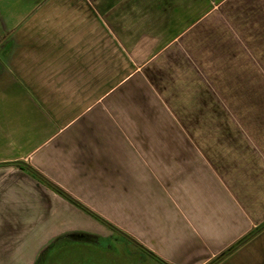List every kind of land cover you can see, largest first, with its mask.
<instances>
[{
    "label": "crops",
    "instance_id": "0c3cea01",
    "mask_svg": "<svg viewBox=\"0 0 264 264\" xmlns=\"http://www.w3.org/2000/svg\"><path fill=\"white\" fill-rule=\"evenodd\" d=\"M80 204L171 264L264 223V0H0V264L109 237Z\"/></svg>",
    "mask_w": 264,
    "mask_h": 264
},
{
    "label": "rangeland",
    "instance_id": "374dc122",
    "mask_svg": "<svg viewBox=\"0 0 264 264\" xmlns=\"http://www.w3.org/2000/svg\"><path fill=\"white\" fill-rule=\"evenodd\" d=\"M97 222L111 232L109 237L97 234V243L64 239L57 242L39 264H163L162 258L125 231L124 223L123 228L120 225L122 230L105 219ZM82 229L95 230L87 220L81 222ZM103 229L96 230L104 235L107 231Z\"/></svg>",
    "mask_w": 264,
    "mask_h": 264
},
{
    "label": "trees",
    "instance_id": "16d2710c",
    "mask_svg": "<svg viewBox=\"0 0 264 264\" xmlns=\"http://www.w3.org/2000/svg\"><path fill=\"white\" fill-rule=\"evenodd\" d=\"M63 192V191H61ZM73 200V199H72ZM75 203V200H73ZM79 204V203H78ZM81 208H83L85 211H87L88 213H90L92 216L100 219L101 221H103V218L99 217L97 214L93 213L92 211H90L89 209H87L86 207H84L83 205H79ZM264 230V223L261 224L260 226H258L257 228H255L254 230H252L249 234H247L246 236H244L243 238H241L240 240H238L236 243H234L232 246H230L227 250H225L223 253H221L220 255H218L216 258H214L212 261H210L208 264H219L221 261H223L225 258H227L229 255H231L232 253H234L236 250H238L240 247L244 246L245 244H247L249 241H251L255 236H257L259 233H261ZM77 238L78 240H81L82 242H88V243H97V237L88 233H81L79 235H75L73 238ZM42 260H44V256L43 258L41 257L39 260V263L42 262ZM160 261L163 264H168L166 262H164L163 260L160 259ZM38 263V264H39Z\"/></svg>",
    "mask_w": 264,
    "mask_h": 264
}]
</instances>
